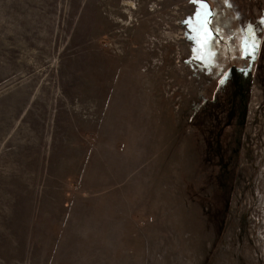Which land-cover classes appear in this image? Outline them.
Masks as SVG:
<instances>
[{
    "label": "rangeland",
    "instance_id": "374dc122",
    "mask_svg": "<svg viewBox=\"0 0 264 264\" xmlns=\"http://www.w3.org/2000/svg\"><path fill=\"white\" fill-rule=\"evenodd\" d=\"M195 13L0 0V264H264V13L225 192L179 139Z\"/></svg>",
    "mask_w": 264,
    "mask_h": 264
},
{
    "label": "flooded vegetation",
    "instance_id": "af4514ba",
    "mask_svg": "<svg viewBox=\"0 0 264 264\" xmlns=\"http://www.w3.org/2000/svg\"><path fill=\"white\" fill-rule=\"evenodd\" d=\"M191 1L197 11L199 6ZM260 2L228 0L225 4V0H207L215 13L210 27L216 35L208 45L212 60L206 64L196 59L202 70L195 77L193 94L186 97V104L178 99L179 139L189 143L198 159L217 162L215 179L224 192L233 160L230 154L239 132L235 119L237 114L243 115L249 93L246 73L254 75L261 61L262 33L255 28L256 20L264 13V4ZM203 11L201 9V22ZM249 29L257 40V47L253 55H242L241 42L249 35ZM200 37L198 46L202 47L207 34L201 30Z\"/></svg>",
    "mask_w": 264,
    "mask_h": 264
},
{
    "label": "snow or ice",
    "instance_id": "6c2138e0",
    "mask_svg": "<svg viewBox=\"0 0 264 264\" xmlns=\"http://www.w3.org/2000/svg\"><path fill=\"white\" fill-rule=\"evenodd\" d=\"M199 7L194 14V17H189L183 23H185L191 32L199 33L203 30L207 34V39L204 42V45L201 48H193L194 55L199 52L200 55L196 56L198 60L206 64H210L212 60L213 53L208 45L211 42L212 37L216 35V32L211 29V24L215 13L208 6L207 0H193ZM225 4H228V0H225ZM230 6V4L228 5ZM201 9H203V21H200L202 15ZM196 19V24H193V19ZM249 35L244 38L241 42V54L242 55H253L257 47V40L254 36L251 35V29L248 30ZM195 39V37H193Z\"/></svg>",
    "mask_w": 264,
    "mask_h": 264
}]
</instances>
